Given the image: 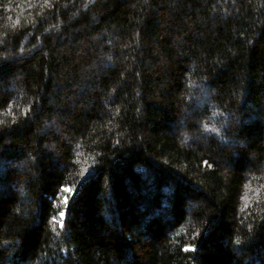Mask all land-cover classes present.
<instances>
[{"label": "trees", "instance_id": "trees-1", "mask_svg": "<svg viewBox=\"0 0 264 264\" xmlns=\"http://www.w3.org/2000/svg\"><path fill=\"white\" fill-rule=\"evenodd\" d=\"M0 61V264H264V0H0Z\"/></svg>", "mask_w": 264, "mask_h": 264}, {"label": "snow or ice", "instance_id": "snow-or-ice-1", "mask_svg": "<svg viewBox=\"0 0 264 264\" xmlns=\"http://www.w3.org/2000/svg\"><path fill=\"white\" fill-rule=\"evenodd\" d=\"M4 63H5L4 61H0V71L3 70ZM205 163H207V161H205ZM63 191H64V192H71L72 189L69 188V187H67V186H64V187H63ZM62 202L66 205V204L68 203V196L65 195V196L63 197ZM58 215H59V217L63 218V217L65 216V212H64V211H60V212L58 213ZM52 219L55 220L56 217H52ZM61 227H63V221H62V220H61ZM237 243H239V241H237Z\"/></svg>", "mask_w": 264, "mask_h": 264}]
</instances>
